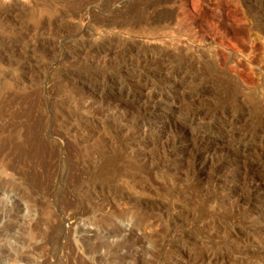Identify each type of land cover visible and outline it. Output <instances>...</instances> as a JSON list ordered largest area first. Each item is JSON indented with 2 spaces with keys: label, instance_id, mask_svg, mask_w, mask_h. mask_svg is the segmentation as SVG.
<instances>
[{
  "label": "rangeland",
  "instance_id": "374dc122",
  "mask_svg": "<svg viewBox=\"0 0 264 264\" xmlns=\"http://www.w3.org/2000/svg\"><path fill=\"white\" fill-rule=\"evenodd\" d=\"M192 1L202 15L196 26L187 13ZM215 1L0 0V264H172L177 252L184 248L194 254L202 242L264 264L258 257L251 260V254L242 255L241 249H264L263 240L241 241L238 247L227 233L215 232L211 240L206 238L211 229L201 230L206 220L217 225L240 215L242 210L235 215L230 211L234 199L212 203L213 193L197 185L190 161L183 163V157L174 159L171 173L153 166L160 163L182 119L168 109L174 99L180 101L179 95L170 94L160 76L144 87L139 70H119L183 68L205 87L215 82V89L206 90L195 87L201 82L195 81L187 92L203 91L198 105L217 109L215 117L198 120L215 126L206 138L215 147L216 161L227 148L223 128L228 121L244 133L255 121L252 107L264 109V17L258 29L248 15L258 5L263 12L264 1L230 0L238 17L250 18L243 23L224 22ZM216 24L228 38L239 39L241 51H225V63L219 58L223 50L215 38ZM254 40L261 51L250 46ZM108 49L114 54H99ZM148 53H157L156 59ZM226 67L252 74L254 84H239ZM87 76L93 79L85 82ZM104 76H119L122 83L108 91L101 86ZM236 81L247 102L245 113L242 118H222L218 108L230 106L227 98ZM141 86L155 95L149 103H158L162 113L152 117L148 129L125 130L124 119L142 116L148 95L130 102L122 90ZM86 93L89 105L76 102ZM118 103L128 112L116 115ZM112 117L118 125L110 122ZM141 142L148 145L139 152L135 147ZM260 150L257 141L239 148L249 161L257 159ZM201 180L208 179L204 175ZM257 207L264 212V200Z\"/></svg>",
  "mask_w": 264,
  "mask_h": 264
},
{
  "label": "bare ground",
  "instance_id": "6f19581e",
  "mask_svg": "<svg viewBox=\"0 0 264 264\" xmlns=\"http://www.w3.org/2000/svg\"><path fill=\"white\" fill-rule=\"evenodd\" d=\"M216 1H215L216 2L215 4L217 5V8L223 13V18H221V19H223L224 22L231 23L230 21L233 20L236 22L238 21V22L243 23L246 20L250 19V18L247 19L245 14L238 17V15H240V14H238V12H236V11H238L237 9L234 10L231 8L232 6H230L231 5L230 0H216ZM263 1L264 0H261V2H263ZM260 4H262V3H260ZM195 5H196V3H195ZM195 5H194V2L192 1L190 8L187 6V8H189L187 13H189L188 15L191 17V25H194V26L197 25L198 17H202V15L199 16L200 13L199 14L197 13V8ZM248 10H250L249 7H248ZM199 11H200V9L198 10V12ZM249 13L250 14H248V15H250L251 18H253V19H251V20H253L252 22H254L255 25L258 24V26H256L257 28L258 27L261 28L262 27L261 21L259 19L264 17V14H263L264 11L262 12V10H260V7L258 5V7L255 6V9L251 10ZM250 16H248V17H250ZM80 19H82V18H80ZM243 25L244 24H242V26ZM227 35L228 34L223 30V27H221L220 24L215 25V38H216V41L219 43V47L223 50V51H221V54H219V58L222 59L223 63H225L223 58H222V57H224L225 51L226 52H232V53L241 51V49L239 48V43H238L239 39L237 41V40H235V39H237V37L235 39H233V38H228ZM232 37H235V36H232ZM253 42L254 43H252V44L250 42V44H251L250 46L252 47V49H256V50L259 49L260 45L258 46V43L257 42L255 43V40ZM263 44H261V45H263ZM130 48L132 49L133 47L130 46ZM112 50L114 52H120L121 51V50L114 49V48ZM112 50L111 49H108L105 51L102 50V51H100L99 54H112V53L114 54V52H111ZM124 50H122V51H124ZM94 51H93V54H94ZM147 55H148V57L150 55L151 58L156 59L154 57L157 55V53H155V55L148 53ZM160 55H159V57L161 58ZM146 60H148V59H146ZM149 62L155 63L156 60H149ZM146 63H147V66L148 65L150 66V63H148V62H146ZM166 63L167 62H165V64ZM155 64H158V63L156 62ZM172 64H173V62L171 61V63H168L167 66L172 65ZM130 69H137L140 71L141 76L140 75L139 76L143 77V79L146 80L145 84L143 85L144 87L150 83V79L153 76H155V75L160 76L162 79V86H165L167 88L166 90L170 94H172L174 97H177L179 95V98H180V101L179 100L177 101L176 99H174L172 101V106L168 107V109L170 112L177 113V115L178 114L182 115V119H180V121L177 123L178 128L176 127L177 130L175 129L176 131H175L174 138H173V140L171 139L172 143H169L170 145L168 144L166 146V148H164L165 150H164V153L161 155V160L159 161L160 163L153 165V166H156L158 168V172L171 173L175 167V166H173L174 159L177 158V156L183 157V159H184V160H182L183 163H185V161L186 162L190 161L189 162L191 164L190 167H192V169H193L192 175H193L194 179L196 181H198L197 185H200V187L202 186L204 191H210L211 193H213V195H212L209 192V195L211 194V196H212L210 199V201L212 203L213 202L215 203V201H218V203L224 204V203L230 201V199H232V200L234 199V202L232 205L233 207H232V209H230V211L232 210V213H234V215H235L237 210H242L240 215H238L239 217L236 216V218L235 217L233 218V215L230 214V215H232V218H231V216L228 215L230 217V220L228 223H226V222L225 223H218L217 225H215L214 223L206 220V223L203 225V223L199 221L200 224L202 223V225H203V227H201L202 225L200 226L202 228L201 230H204V229L206 230V228H207L208 230L211 229V231H212V232L208 231L206 238L211 239V240L215 239V232H216L219 234L221 233V236H222V234L227 233V235L233 241V243L234 242L237 243L236 245H238V243L240 244L241 241L242 242L247 241V243H249L248 241H252L253 239L258 240V241L263 240L261 243H264V212L259 207H257V204L260 201L264 200V109L257 108L259 110L256 111L254 109V107H252L253 108V115H252V112H248L249 117L252 118L251 117V115H252L254 118L252 120H255V121L254 122L251 121L252 122L251 124H253L252 125L253 127L250 128L251 130H249L247 132H244V133L238 132L239 130H236L234 128L236 125H234V123L231 122V120L228 121L229 123H227L226 126H224V128H223L224 131L226 130V136L228 139L227 148L224 150V152L222 153L221 156L219 155L220 157H218V159L215 161V147L214 146L212 147L206 138L207 133L209 134V133L215 131V126L211 125V123H210V125L207 127V124L202 125L203 124L202 122H201L202 124H199L198 120H199V118H202V116L215 117V115L217 114V112H216L217 109H215L214 107L213 108L204 107L205 105L202 108L198 105L197 102L200 100L199 99L200 95H201L200 93H203L202 90H201L202 92H200L198 90L187 92L188 91L187 90L188 85L192 84V86H193V83L195 81L196 82L199 81L200 78L198 76L191 78V76H190V75H192L191 71L187 70L186 72H184L183 68H160V67L159 68H154V67L152 68V66H151V68H120L119 70L126 73ZM119 72H118V74H119ZM227 74L229 77L230 76L233 77V75H234V77L237 76V78H239V80H238L239 84L240 83L242 85L244 84V87L249 86V85L252 86L254 84V79H253L252 74H249V73H246L243 71L238 72L237 69L233 71V69L230 70V68L229 69L227 68ZM91 77L92 76H87L84 81L86 82V81L90 80L89 78H91ZM92 79H93V77L91 78V80ZM100 82H102L101 86H103L104 88L108 87V91H113V88H109V87H112V85L120 86V84L122 83L119 76H113V77L104 76V78L101 79ZM238 82L236 81L233 83L238 84ZM208 83H211L210 87H208V86L205 87L206 84H203L202 81L200 83L196 84L195 87L198 86L202 89L206 88V90L215 89V82L209 81ZM238 85H236L235 87L231 86L232 87L231 95L229 96V98H227L229 100V102H231L230 106L225 107L222 111H220L219 110L220 108H218V112H221L220 116L222 118H226V117H228V119H229V117H231V118L232 117H234V118L239 117L240 118L245 113L244 105L246 106L247 102L245 103V99H244L245 97H241L242 91H240L241 87H240V85L239 86ZM143 86H141L139 88L138 87H131L130 89H123L122 90L123 97L130 100V102L138 99L139 96L148 95V99L146 98L148 103H147V106L144 108L143 115L137 119L135 118L134 120H131L132 118L130 120H128L127 119L128 117H126L124 119V121L127 122V127L125 130L135 129V131H136L137 130L136 128H140V127H144L146 129H148L151 127L150 121L152 120V117H156L157 114L162 113V110L157 107L158 103L154 104L155 101H153V103H149L152 99H155V95H153V93L149 94V92H146V89ZM185 88H186V90L184 92ZM87 93L84 94V96H82L79 100L77 99L78 101H76V102L84 104L85 106H86V104L89 105L91 98ZM240 100L242 101L241 103H240ZM222 102L224 103V101H222ZM221 103H219V104H221ZM263 103H264V100H263ZM123 104L118 103L117 106L115 107L116 115L118 113L119 114L122 113V115H124L125 111H127V110H125V111L123 110L124 109V106L122 107ZM196 105L198 107H196ZM258 107H259V105H258ZM248 110H249V108H248ZM112 113H113V111H112ZM134 115H136V114H134ZM217 117H219V116H217ZM112 119H114V117H112L111 120L109 119L110 122L113 123L114 126L118 125L117 122H115V121L113 122ZM124 124H125V122H124ZM121 126L124 127V125H121ZM71 127H72V125H71ZM146 129L144 131L145 133H146ZM142 131H143V129H142ZM69 132H71V131H69ZM144 132H143V134H144ZM255 141H257L260 144L261 154H259V157L257 159H255V160L253 159V161H251V160L249 161L245 157V154L243 152L239 151V148L243 145H244V147H246V146L250 145L251 143H254ZM147 145H148L147 142H141V143H138V145L135 148L140 152V151H143L147 147ZM139 154H141V153H139ZM141 156H142V154H141ZM145 157H147V156H145ZM185 158H186V160H185ZM183 163L181 162V164H183ZM152 164H151V166H152ZM187 165H188V163H187ZM204 175H205L206 180L208 179L207 182L206 181L202 182L203 178L201 180V177H204ZM195 180H194V182H195ZM197 187H198V189L200 188L199 186H197ZM205 194H207V193L205 192ZM207 199H209V198H207ZM205 203H207V202H205ZM228 211H229V209H228ZM228 211H225V212L227 213ZM102 212H103V210H102ZM225 212H224V214H225ZM198 213H201V211ZM106 214H107V212H106ZM202 214L204 215V213H202ZM202 214H201V217L204 218L205 215L202 216ZM206 216H207V214H206ZM223 217H225V216H223ZM211 219L213 220V218H211ZM207 221H208V223H207ZM241 228H246V231L241 230ZM200 232L201 231H199V233ZM202 233L203 232H201V234ZM243 238H245V239H243ZM179 241H182V243H184V244L188 243L187 239H186V242L183 239H181ZM202 244H203V246H202ZM202 244H200V246H201L200 251L201 252L196 251V253H194V254H192V252L191 253L185 252L184 248H183L182 250L177 252V254L175 255V257L172 261V264L178 263V262L184 263V264H194V260L196 261L197 259L199 260V262L195 263V264H251L252 262L249 261V258H248L250 254H251L250 259L252 257H258L261 260L262 259L264 260V249L263 248L260 249L259 251H253L252 247H249V246L245 247L243 245L245 248H241V249H244L243 250L244 252L242 253V255L246 256L247 254H249L247 257L248 260H246L244 258H241V259L238 258V256H237L238 254L236 255L235 253H226V252L224 253V252L216 251L214 243H211V242L206 243L205 242V244H204L202 242ZM241 246H242V244H241ZM238 247H240V245H238ZM102 249H103V247H102ZM198 249H199V247H198ZM134 251H135V249H134ZM241 251L239 253L240 255H241ZM135 253H134V255H135ZM132 257H134V256L132 255ZM135 257H136V255H135ZM192 257H194V259H192ZM138 260H139V258H138ZM169 264H171V263H169Z\"/></svg>",
  "mask_w": 264,
  "mask_h": 264
}]
</instances>
